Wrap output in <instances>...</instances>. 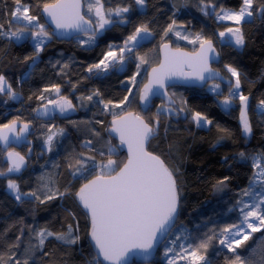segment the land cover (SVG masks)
<instances>
[{
  "label": "snow or ice",
  "instance_id": "1",
  "mask_svg": "<svg viewBox=\"0 0 264 264\" xmlns=\"http://www.w3.org/2000/svg\"><path fill=\"white\" fill-rule=\"evenodd\" d=\"M86 13L82 11V0H43L38 6L42 13L54 25L53 30H47L45 24L40 23V17L32 14V6L24 0H14L15 7L10 13L11 19L0 22V37L13 42L31 40L34 47L33 55L26 56L25 60L38 59L48 43L53 38L74 39L85 50L99 46V39L113 28L131 23L129 15L131 6L105 7L111 0H85ZM123 2V0H122ZM138 8H146L147 0H134ZM181 6H187V0H178ZM199 10L204 16H214L218 24L229 22V26L216 33V37L233 48H242L245 36L242 31L243 23H251L252 18L258 13L264 20V3L257 0H241L238 9H228L223 6L217 8L212 0H198ZM255 5V8H254ZM173 15L180 11L177 3L173 4ZM13 24L20 25L13 28ZM173 34L179 41H188L196 50L192 53L180 48L172 49L169 43L160 45L163 59L158 67L152 68L147 73V83L140 87L137 77L141 75L142 66L149 61L146 55H141L139 49L155 35L148 23L135 26L122 42H109L102 51L98 62L87 66L85 79L90 77L100 78L110 71L123 72L129 63H135L136 71L127 77V95L119 102L105 101L103 93L97 88L87 96L77 97L81 101H88L102 105V113H111L114 119L111 128L105 129L109 135H118L121 145L127 146V161L122 166L111 159L117 152V146L109 140L105 145L97 147L93 139H85L81 147L86 152H75L65 158L68 174L73 180L85 179L79 190L72 192L71 182L60 190L58 171L45 172L39 179V186L29 192H22L20 185L14 179H8L7 188L14 194L15 200L21 204L34 203L43 205L59 198L74 196L79 205L88 213L91 222L89 235L94 243L95 256L87 264H133L130 257L142 255L144 264H149V259L158 245L163 244V256L167 264H211L207 252L213 241H217L223 249L233 253L232 258L226 257V264H264V254L255 259L253 252L248 259H243L237 254L252 237L253 233L264 229V153L248 156L241 151L238 155L241 162L251 160L253 169L248 186L237 191V199L229 211L235 209L238 219L222 227L213 223L207 231L193 236L183 225L177 224L181 208V191L177 183L178 169L170 170L158 155L149 152L146 145L155 138L161 127L162 117L191 119L197 127L207 128L213 124L205 113L192 111L187 106V101L176 97L175 93L169 94L168 89L177 84L199 82L201 86L210 81V91L217 97L223 94L221 84L227 87L228 95L219 100L226 112L230 111L238 100L240 104V120L242 131L247 136L252 131L248 118L249 96L241 91V73L232 64H225L224 69L229 74L225 77L217 69L211 67L212 63H219L220 53L214 46L211 37L202 32L192 34L188 29L175 19L163 29L161 39ZM60 64V61H56ZM55 67V65H53ZM68 64H63L60 69L66 75ZM187 69V71H185ZM31 72L25 74L30 76ZM234 78V82H233ZM219 80L220 83H215ZM73 90L76 85L73 84ZM44 92H54L58 99L48 100L46 104L35 109L39 116L49 117L56 110L67 118L65 114L75 112L76 106L71 100L60 95L61 86L53 84L46 87ZM7 93L9 99L17 100L19 94L7 82L4 75L0 74V95ZM138 97V102L145 113L153 107L156 111L146 120L141 115L124 112L123 109L133 103ZM159 98L160 103L154 105L153 101ZM43 101L45 97L39 96ZM6 104L7 101H4ZM49 105L52 107L50 108ZM81 107H86L83 103ZM120 109L122 114H117ZM257 114L264 117V99L256 106ZM19 117L8 123L0 124V142L5 145L21 142L30 130V123H23L17 131ZM73 126L76 121H70ZM103 125V121H86ZM169 125H165L167 131ZM219 127V126H218ZM221 131L227 132L226 129ZM11 134V135H10ZM94 138H101V133L95 127L90 129ZM65 128L52 131L49 128L44 144L47 151L52 152L58 138L66 137ZM107 148L105 153L104 148ZM32 152L31 147L28 149ZM93 153L91 155L87 153ZM102 159L97 161L96 156ZM109 158L105 163L103 158ZM8 168L0 171V176L7 177L11 173H19L26 167V157L19 152H7ZM53 169L61 165L54 162ZM95 173L92 179L89 175ZM225 176L216 181L214 189L222 192L229 181ZM75 219V213H69ZM22 223V220H21ZM207 227V225H205ZM27 232V243L24 244ZM79 225L73 228L68 224L67 231L54 232L45 225L43 227L26 225L20 228L15 241L8 245L9 254L0 253V264H37V253L40 259L52 255L44 251L46 241L52 237L62 246L76 245L80 241ZM33 241H35L33 243ZM23 244V248H22ZM22 248V250H21ZM12 249H15L12 251Z\"/></svg>",
  "mask_w": 264,
  "mask_h": 264
},
{
  "label": "trees",
  "instance_id": "2",
  "mask_svg": "<svg viewBox=\"0 0 264 264\" xmlns=\"http://www.w3.org/2000/svg\"><path fill=\"white\" fill-rule=\"evenodd\" d=\"M24 2L32 6V14L39 16L40 23L45 24L47 30L50 31V27L43 18L42 10L38 6L43 0H24ZM212 2L217 8L223 6L238 9L241 0H212ZM174 3L180 7V11L175 15H173L172 7ZM257 3H264V0H257ZM84 5L86 13L85 0ZM129 5L132 8V12L128 14L131 23L106 32L99 39V46L85 50L74 39L60 41L53 38L45 50L40 53L34 67H32L33 61L25 60L26 56H31L34 52L31 40L13 42L0 37V74L5 76L7 82L19 94L17 100L9 99L7 93L0 95V124L8 123L16 117H19V122L30 123L32 129L29 138L34 150L38 152L25 171L11 173L7 177L0 176V253L5 254V260L10 251L8 245L15 241L20 228L26 225L34 227L46 225L54 232L67 231L68 224H72L74 229L77 224L79 225L80 241L78 244L62 246L50 237L46 241L44 251L52 255L40 259V253H37V264H87L95 256L89 235V217L74 196L65 197L63 200L57 198L43 205L38 202L21 204L15 200L14 194L7 188V181L14 179L20 185L22 192H29L39 186L38 178L43 173L58 171L61 173L60 190L63 191L64 186L71 182L72 192L75 193L86 180L83 178L73 180L68 174L65 158L75 152H86L87 150L81 147L85 139H93L97 147L105 145L109 140L112 145L117 146V141L105 130L109 129L113 115L102 113V105L89 103L86 100L81 101L77 97L87 96L97 88L103 93L105 101L119 102L127 95V84H122L121 81L127 82V77L135 73V63H129L123 72L112 70L100 78L85 79L86 69L89 64L98 62L109 42H122L135 26L142 23L149 24L155 38L146 41L139 49L141 55L147 54L146 59L149 61L142 66L141 75L137 77L141 88L146 81L149 69L160 61L161 44L167 42L174 47L196 50V46L188 41H179L173 34L161 39L163 29L171 23L172 19H175L178 25H184L192 34L202 32L213 39L222 57L221 62L214 67L220 70L225 77L229 76L224 69L225 64H232L243 73L241 91L249 96L248 118L252 126L250 134L246 136L242 131L238 100L228 112L219 104V100L228 95L225 84H222L224 91L220 97L204 89L176 86L169 88V92L185 99L188 108L192 111L205 113L213 124L207 128H200L192 123L190 118L169 120L167 117H162L160 132L148 145V150L160 156L170 170H179L178 173H174L181 191L178 226H185L193 236H196L207 231L213 223L222 227L238 219V212L235 209L232 211L229 209L237 199V191L248 186L253 172L251 160L241 162L238 154L241 151L248 156L264 153V117L259 116L256 111L257 104L264 99V20L257 13L251 23H243L245 44L242 48H233L222 44L216 37V33L229 26V22L218 24L214 16H204L199 10L198 0H187V6H181L178 0H147V7L144 10L139 9L134 0H123V2L122 0H111L110 4L105 3L106 8ZM14 7V0H0V22L11 19L10 13ZM19 26L13 24V28ZM56 61H60V64H56ZM63 64L69 65L65 69L66 75L58 74ZM29 71L31 75L26 77L25 74ZM53 84L61 86L60 95L71 100L76 106V111L70 112L64 119L43 121L37 118L34 110L46 104L50 99H58L54 92L43 91ZM73 84L76 85L75 90H73ZM41 95L45 97L43 101L38 99ZM4 101L7 103L5 104ZM160 102L158 99L153 101L154 105ZM82 103L86 107H81ZM123 111H134L147 120L156 109L153 107L145 113L137 97ZM116 112L122 114L120 109ZM97 120L103 121V125L84 123ZM70 121H76L77 125L73 126ZM165 125H169L167 131H165ZM92 127L100 131L102 139L91 136ZM49 128L52 131L65 128L67 136L58 138L59 142L55 143L52 152H45L43 146L49 134ZM221 129H226L227 132ZM7 151L0 146V171H6L8 168V162L5 159ZM104 151L107 153L106 147ZM40 152H43L41 156H39ZM27 153L28 149L23 151V154L27 155ZM108 158L107 155L103 158L105 163ZM96 159L100 161L102 158L97 155ZM111 159L116 160L122 166L127 156L117 146V152ZM54 162L59 163L61 167L53 169ZM94 175L95 173L89 175L87 179ZM225 176L230 178L226 187L222 192L216 191L213 185ZM69 213H75V219ZM26 237L27 232L24 244L27 243ZM163 251L162 244L156 259L149 264H167ZM253 252H255V259H259L264 254V229L253 233L245 245L237 249V254L243 259L250 258ZM233 255L215 240L207 252L211 264H226L225 258H232ZM30 264H32L31 261ZM133 264L143 263L134 261Z\"/></svg>",
  "mask_w": 264,
  "mask_h": 264
},
{
  "label": "water",
  "instance_id": "3",
  "mask_svg": "<svg viewBox=\"0 0 264 264\" xmlns=\"http://www.w3.org/2000/svg\"><path fill=\"white\" fill-rule=\"evenodd\" d=\"M82 5H83V7H82V11H85L84 0H82ZM42 15H43V18H44L46 24L50 27V31H52L53 28H54V25L51 23V21H50V19H49L48 17H46L43 13H42ZM259 17H260V16H259ZM58 40H60V41H63V40H65V41H70V40H72V39H63V38H61V39H58ZM169 44H170V47H171L173 50L176 49V48H180V49H182L183 51L188 52V53H192V52L195 51V50H194V51H190V50H188V49L181 48V47H174V46H172L171 43H169ZM214 46H215V43H214ZM215 47H216V46H215ZM216 50L219 52V50L217 49V47H216ZM219 53H220V52H219ZM162 59H163V51H162L161 48H160V61H159V63H158L157 65L151 67V68L149 69L148 73L151 72L152 68L158 67ZM221 60H222V57H221V54H220V61H219V63L221 62ZM219 63H212L211 67L214 68V69H217V68L214 67V65L219 64ZM217 70H218V69H217ZM185 71H187V69H185ZM219 71H220V70H219ZM220 72H221V71H220ZM221 74L223 75L222 72H221ZM217 81H219V80H217ZM210 82H211V81H210ZM144 83H147V76H146V81H145ZM206 85H207V84H206ZM206 85L201 86L199 82H193V83H188V84H185V83L177 84V86L192 87V88H199V89H204V88L206 87ZM142 87H143V86H142ZM168 92H169V89H168ZM169 94H171V93L169 92ZM157 99L160 100L159 98H157ZM49 107L51 108L52 106L49 105ZM140 107H141V106H140ZM222 107H223V106H222ZM141 109H142V108H141ZM128 112H130V113H132V114H134V115H141V114H138V113H136V112H134V111H128ZM65 115L68 116V113L65 114ZM36 116H37L38 119L43 120V121H51V120H55L56 118H60V119H64V118H65L64 116H62V115L59 113L58 110H56V111L53 112V113H50V116H52V117H54V118L41 117V116L38 115L37 112H36ZM141 116H142V115H141ZM113 119H114V118H113ZM113 119H112V120H113ZM111 122H112V121H111ZM22 124H23L22 122H18L17 131H19V126H22ZM110 128H111V125H110L109 129H110ZM31 129H32V126L30 125V130H29V132H28L27 134H25V139H24L23 141H21V142H13V143H9V144H7V145H5L3 142H0V146H1L2 148H4V149L8 150V151H15V152H18L17 150L20 149V148L23 147V146H29V145L31 144V139L29 138V135H30V133H31ZM108 134H109V133H108ZM10 135H11V134H10ZM109 136H111L112 138H114V139L117 141V146H118L119 148H121V149L123 150V152L126 154V156L128 157L127 146H126V145H121L118 135L115 134V133H113V134H111V135H109ZM151 140H152V139H151ZM151 140H150V141H151ZM149 143H150V142H149ZM149 143L146 145L147 150H148V145H149ZM12 148H13V149H12ZM14 148H15V149H14ZM31 149H32V152H31V153H29V151H28L27 155H26V156L24 155V156L26 157V167L23 168V169L21 170L22 172L25 171V170L27 169V167H28V160L33 156V152H34V151H33V148H31ZM8 151H7V152H8ZM148 151H149V150H148ZM149 152H151V151H149ZM19 153H20V152H19ZM20 154H21V153H20ZM42 154H43V152H40V153H39V156H41ZM153 154H154V153H153ZM21 155H23V154H21ZM154 155H156V154H154ZM160 158H161V157H160ZM5 159H6V161H7V153H6ZM161 159H162V158H161ZM162 160H163V159H162ZM126 161H127V159H126ZM126 161H125V162H126ZM163 161H164V160H163ZM7 162H8V161H7ZM165 165H166V164H165ZM166 166H167V165H166ZM167 167H168V166H167ZM92 178H93V177H92ZM92 178H90V179H92ZM78 204H79V203H78ZM80 207L82 208L81 205H80ZM82 209H83V208H82ZM83 211L88 215V213L86 212V210L83 209ZM88 217H89V215H88ZM89 220H90V217H89ZM90 228H91V222H90ZM90 241H91L92 246H93V249H94V251H95L94 243L92 242L91 237H90ZM161 246H162V244H161V245H158L157 249L153 251V253H152V255H151L150 259H149V263L153 262V261L156 259V257H157V253H158V250H159V248H160ZM130 260H132V262L136 261V262H140V263H143V264H144V260H143L142 255H136L135 257H130Z\"/></svg>",
  "mask_w": 264,
  "mask_h": 264
},
{
  "label": "flooded vegetation",
  "instance_id": "4",
  "mask_svg": "<svg viewBox=\"0 0 264 264\" xmlns=\"http://www.w3.org/2000/svg\"><path fill=\"white\" fill-rule=\"evenodd\" d=\"M69 114H70V112L68 113V115H69ZM57 119H58V118H57ZM29 147L33 148V146H32V142H31V144H30L29 146H23V147H21L20 149H18L17 151L23 154V151L29 149ZM12 149H13V148H12ZM14 149H15V148H14ZM33 151H34V152H33V156L28 160V168H29V162L32 161L33 159H35V157L38 155V152H36V151L34 150V148H33ZM23 155H25V154H23Z\"/></svg>",
  "mask_w": 264,
  "mask_h": 264
},
{
  "label": "rangeland",
  "instance_id": "5",
  "mask_svg": "<svg viewBox=\"0 0 264 264\" xmlns=\"http://www.w3.org/2000/svg\"><path fill=\"white\" fill-rule=\"evenodd\" d=\"M139 9H141V8H139ZM144 9H146V8H143V9H141V10H144ZM228 9H230V8H228ZM238 71L241 73V75L243 74L240 70H238ZM233 80H234V78H233ZM212 83H213L212 81L209 82V83L206 85V87L204 88V90L207 91V92H209V93H213V92H211V91L209 90V89H210V85H211ZM215 83H220V82L215 81ZM221 87H222V84H221ZM214 94H215V93H214ZM43 148H44V151H45V152H48V151H47V145L44 144ZM260 154H261V153H260ZM39 168H41V167H39Z\"/></svg>",
  "mask_w": 264,
  "mask_h": 264
},
{
  "label": "bare ground",
  "instance_id": "6",
  "mask_svg": "<svg viewBox=\"0 0 264 264\" xmlns=\"http://www.w3.org/2000/svg\"><path fill=\"white\" fill-rule=\"evenodd\" d=\"M22 154V153H21ZM26 156V155H25ZM28 168V167H27Z\"/></svg>",
  "mask_w": 264,
  "mask_h": 264
}]
</instances>
